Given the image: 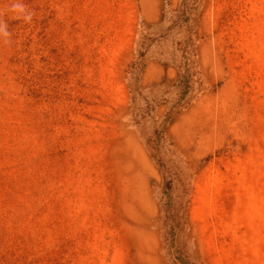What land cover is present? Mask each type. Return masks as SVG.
I'll use <instances>...</instances> for the list:
<instances>
[{
    "label": "rangeland",
    "instance_id": "1",
    "mask_svg": "<svg viewBox=\"0 0 264 264\" xmlns=\"http://www.w3.org/2000/svg\"><path fill=\"white\" fill-rule=\"evenodd\" d=\"M178 3L0 0V264H172L128 72ZM180 37L152 45L138 106L173 97L152 85ZM197 47L204 90L165 146L176 185L199 168L180 240L199 264H264V0H203Z\"/></svg>",
    "mask_w": 264,
    "mask_h": 264
},
{
    "label": "trees",
    "instance_id": "2",
    "mask_svg": "<svg viewBox=\"0 0 264 264\" xmlns=\"http://www.w3.org/2000/svg\"><path fill=\"white\" fill-rule=\"evenodd\" d=\"M203 0H179L176 9L171 10V15L164 12L161 21L170 20V24L158 36L149 39L143 35L138 42L137 56L130 66L129 84L133 92V118L135 124H146L150 119L154 122L152 134L145 135V143L155 159L162 178V212H163V238L167 254L172 260V264H199L190 259L185 245L180 238L186 231L190 230L188 212L192 195V183L198 173L187 168L188 182L184 184L180 179V184H175L174 177L169 172L166 160V137L168 127L173 123L176 116L186 109L204 88L199 78L198 70V23L201 17V4ZM171 30H176L180 38L174 42L172 53L165 56L160 52L158 59L163 61L166 68L173 67L176 70L174 79L164 78L160 83L153 84L152 88L160 90L165 94H173L171 98H162L161 101L152 102L145 96V106L137 105L138 96H141L140 78L148 60V53L154 43H160L167 38ZM160 106L165 108L163 117L159 121L156 112ZM144 129V126H142ZM171 145V143H170ZM201 167V166H199ZM178 180V178H177Z\"/></svg>",
    "mask_w": 264,
    "mask_h": 264
},
{
    "label": "clouds",
    "instance_id": "3",
    "mask_svg": "<svg viewBox=\"0 0 264 264\" xmlns=\"http://www.w3.org/2000/svg\"><path fill=\"white\" fill-rule=\"evenodd\" d=\"M26 19H30L31 17H30V15L29 16H27V17H25ZM0 31H4L2 28H0ZM5 34H7L6 32H5Z\"/></svg>",
    "mask_w": 264,
    "mask_h": 264
}]
</instances>
